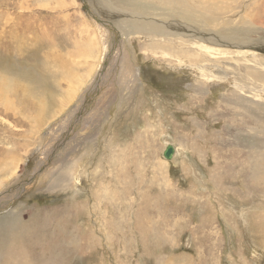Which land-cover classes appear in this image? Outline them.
I'll list each match as a JSON object with an SVG mask.
<instances>
[{
  "label": "rangeland",
  "instance_id": "1",
  "mask_svg": "<svg viewBox=\"0 0 264 264\" xmlns=\"http://www.w3.org/2000/svg\"><path fill=\"white\" fill-rule=\"evenodd\" d=\"M28 1L31 7H36V14L26 13L22 18L35 26L42 22L48 25L45 44L35 30L28 33L29 36H17L13 30L14 0H0V17L3 19L0 23V86L5 84L16 103L21 105L6 109L0 102V148L5 149L8 143L5 138L12 140L9 135L13 125L16 124L22 134L29 131L31 125L26 119L28 110L24 106L31 104L30 99L34 96H29L30 93L36 96L38 89H75L78 92L63 111L40 126L17 172L0 188V196H3L0 204V247L9 244L15 230L13 224L30 235L23 241L18 240L13 252H6L10 262L264 264V179L260 182L253 179L254 152L250 151L252 143L254 146L260 143V133L251 134L248 129L251 125L244 118L252 111L251 105L235 109L239 106L235 102L237 96L231 100L229 95L234 90V77H237L232 70L245 74L248 71L246 65H254L255 58H259L257 60L261 63L255 64L264 71V43L247 45L250 54L245 57L239 51L246 48L235 47L233 44L236 43L232 41L216 46L220 51L226 50L217 55L222 60L220 71L213 67L209 58L178 63L177 59L183 58L186 51L193 52L196 48L179 38L176 39L180 46L179 55L163 58V55L154 54L159 51L157 46L163 39L149 37L144 32L131 33L125 38L122 29L128 25L120 21L112 20L109 24L115 23V28H106L105 36L96 33L94 17L100 16L101 11L106 16L112 13V9L103 8L102 0H75L73 22L66 23L65 14L56 13L55 17L61 20L59 23L54 20L52 26L45 13L42 11L40 15L38 10L53 11L52 8H38L37 3L51 2L53 6L55 0ZM64 1L67 6L71 0ZM117 1L129 7L128 0ZM190 1L201 3L200 0ZM230 2L234 5L231 4L228 12L200 14L192 11L190 15L211 23L220 22L228 36L233 34L230 29L236 28L238 32L249 33L246 36L250 38L264 37V0ZM172 8L181 10L180 7ZM239 19L252 24L247 27L244 23V27ZM91 38L98 40L99 52L102 41L112 50L100 64L99 52L96 53V64L95 57L86 58V48L90 45L84 48L81 44L83 39ZM172 43L173 49L178 47ZM204 43L206 48L214 45L207 41ZM52 45L58 51L57 58H51ZM255 55L257 57H253ZM91 60L95 61H92L93 72L88 74ZM134 67L138 68L141 82L138 94H132L130 104L119 111L127 99ZM102 68H105L104 72L100 71ZM206 73L219 74L222 79L209 76L204 79L205 86L198 89L197 81ZM250 76L264 78L261 75ZM70 81H73L71 89L68 88ZM246 83H250L249 78ZM21 88L25 91H12ZM55 121L57 124L48 129ZM150 125L154 127L149 128ZM105 129L107 136L102 139L100 135ZM108 138H111L109 143ZM162 138L180 152L174 164L167 160L166 176L155 170L152 163L154 157L162 154ZM82 148L90 154L84 167L73 175L70 168L67 169L68 161L74 159L72 155L80 153ZM123 157L125 164L122 163ZM140 162L144 164L142 167ZM63 164L64 171L61 170ZM57 171L59 177L53 179L57 181L54 184L50 177ZM68 174L70 180L65 177ZM116 176L123 178L117 179ZM199 176L204 177L202 182L197 180ZM0 178V182L5 179L3 175ZM65 181L69 184L66 185ZM163 181H169V184ZM71 187H78L76 191L79 193L72 192Z\"/></svg>",
  "mask_w": 264,
  "mask_h": 264
},
{
  "label": "bare ground",
  "instance_id": "2",
  "mask_svg": "<svg viewBox=\"0 0 264 264\" xmlns=\"http://www.w3.org/2000/svg\"><path fill=\"white\" fill-rule=\"evenodd\" d=\"M35 1V0H34ZM37 1H41V0H37ZM201 3L199 4H194L193 2H191L190 0H128L127 2L129 3V7H124L123 5H127L126 3H123L121 1H117V0H102V2L100 3L103 8H106L108 10L112 9V13L111 16H106V14H104L103 11H101V8L98 10L101 15H97L94 17V20H96L97 22L101 23L102 25H100L99 23L94 21L95 24V28L98 32L96 33H103L105 32V29L108 28V30H110L111 27H114V24H109L112 20L116 23H119V21L122 24H126L128 26L124 27L122 29V35L125 38H128L130 36L131 33L134 34H140L142 32H144V35L146 33L147 36L152 37V38H160L163 39L162 43H160L157 46V50L159 49V51H156L154 54H160L163 55V58H166L167 56H173L176 57L179 55V51H180V46L179 44L176 42V39L179 38L180 40L184 41L185 43L189 44H194V46H196V48H194L192 51L193 52H185L182 57L183 58H179L177 59L178 63L184 62V61H191V62H195V61H200V60H207L208 58L212 61V65L213 67H215V69H222L221 67V57L217 56L218 54H222L224 51H220L221 49L219 47V45H222L228 41H232L236 44L235 47H244L246 49H244V51H239L241 54V56L245 57L247 54L249 55L250 53L247 51V45H251L252 46L254 44L259 45V43H264V37H260L258 39L255 38H250L246 35H248L249 33H245V32H238L237 30H235L236 28H231L230 30L233 31V34L228 36L225 35V32L227 31L226 28L224 26L220 25L219 23H211L208 20L202 19V18H196L195 16H192L190 14H192V11H195L196 13H200V14H205L208 12H222V11H226L228 12L233 3H231L230 1L232 0H200ZM55 4L53 6H51V2H48L47 4H40L37 3L38 8H52L53 11H47V10H43V9H38L40 10V15H42L43 13H45V18H47V20H50V25L52 26V23L55 21H57L59 23V21L61 20L60 17L56 16L54 14L57 13V15L59 13H63L65 14L66 18V23L68 22H73L71 18H74L73 13L76 11L74 8L75 5V0H71L68 5L66 6L65 1L64 0H55L54 1ZM53 2V3H54ZM145 2L150 3L147 4ZM234 2V1H233ZM236 2V1H235ZM253 2V1H251ZM31 3V2H30ZM14 10H13V15L15 17H13V21L15 22V24H13V30L14 33L17 36H21V37H25V36H29V34H32V32L35 30L36 33H39L40 35L37 36L40 41L42 43H44L45 40L48 39L47 37V31H48V25H46L45 22H42L40 24H37L36 26L32 23L27 22V20L23 19L22 16L24 17L25 15H27L28 13L31 15H35L36 14V7H31L29 4L28 0H14V2H12ZM34 5V3H32ZM251 4V3H250ZM255 4V1H254ZM98 5V4H97ZM107 5V6H106ZM131 5V6H130ZM234 5V4H233ZM36 6V5H35ZM72 6V10L70 9ZM79 6V5H78ZM101 6V7H102ZM99 7V5H98ZM172 7H180L181 10H174ZM234 7V6H233ZM251 7V6H250ZM79 8V7H78ZM170 8V10H169ZM245 10V9H244ZM243 10V11H244ZM252 10V9H251ZM15 11V12H14ZM43 11V13H42ZM105 11V10H104ZM27 13V14H26ZM51 13V16L49 17L48 15ZM108 13V12H107ZM223 13V12H222ZM109 14V13H108ZM78 15V14H77ZM70 16V17H69ZM73 16V17H71ZM79 16V15H78ZM88 16V15H87ZM120 18H118V17ZM40 17V16H39ZM80 17V16H79ZM82 17V16H81ZM83 18V17H82ZM27 19V18H26ZM71 19V20H70ZM75 19V18H74ZM85 19V18H83ZM168 19V20H167ZM240 20V24L244 26V23H246V26L249 27V23H251V21H247L244 19H239ZM0 23H3V19L0 17ZM72 23L68 24L71 25ZM84 24V23H83ZM86 24V23H85ZM92 24V23H91ZM252 24V23H251ZM82 25V24H81ZM118 25V24H117ZM121 25V24H120ZM1 26V25H0ZM41 26L40 29H37L35 27ZM77 26V25H76ZM84 26V25H83ZM124 26V25H123ZM245 27V26H244ZM1 28V27H0ZM94 28V27H93ZM122 28V27H121ZM44 29V31L42 30ZM1 30V29H0ZM29 30V31H28ZM84 30V29H83ZM95 30V29H94ZM43 31V32H42ZM31 32V33H30ZM93 32V31H92ZM110 32V31H109ZM29 33V34H28ZM240 33H242L243 35H240ZM126 36H125V35ZM81 35V34H80ZM106 34H104L105 36ZM109 35V33H108ZM119 35V34H118ZM225 35V36H224ZM102 36V34H101ZM103 36V37H104ZM120 36V35H119ZM95 37V36H94ZM176 37V38H175ZM80 38V36H79ZM112 38V37H111ZM82 39V38H81ZM119 39V38H118ZM84 41H82V46L85 48V46L90 45V47L86 48V52L85 54L87 55L86 58H90V57H95L96 58V62L94 60H91V63L87 70L88 74L93 72V63L95 62L97 64V54L99 52V48H98V43H97V39L96 38H91L90 40L88 39H83ZM112 40V39H111ZM116 40V39H115ZM122 40V39H121ZM127 40V39H126ZM174 40V41H173ZM102 41V40H101ZM108 41V40H107ZM110 41V40H109ZM108 41V42H109ZM211 42L214 43V45H208L206 48V45L204 42ZM111 42V41H110ZM109 42V43H110ZM127 42V41H126ZM174 42L175 46L177 44L178 47H174V49L172 48L171 43ZM256 42V43H254ZM100 43V42H99ZM112 43V42H111ZM121 43V42H120ZM231 43V42H230ZM254 43V44H253ZM45 44V43H44ZM173 44V43H172ZM113 46V45H112ZM209 46H211L214 49H210ZM221 47V46H220ZM127 49V48H126ZM43 49H41L42 51ZM68 51V50H67ZM49 52V51H47ZM112 52V50H110L109 48V44H107L105 41H102L101 43V49H100V57H99V61L98 63L100 64L101 62H103V60L105 59L106 56H108V54ZM127 52V51H126ZM52 53V57L51 58H57L59 57L58 51L54 50V45L50 46V54ZM97 53V54H96ZM239 54V53H238ZM126 55V54H125ZM47 57V56H46ZM50 57V56H49ZM125 57L124 55L122 56ZM253 57H257L256 55ZM120 58V57H119ZM121 59V60H122ZM257 59L259 58H255V61H253L254 65H249L247 64L246 67L248 69V71L243 74L241 72H239L237 69L232 70V73L237 74V77H234V90L231 91V94L229 93V95H231L230 97L231 100L235 97V95L237 96L236 101L237 105L239 106H235V109H242L241 106L242 105H247L250 104L251 105V109L252 111H249L248 115L244 118H246L248 120V122L250 123L249 126L250 128V133L252 134V132H258L260 133V143L257 144V146H254L255 144H251V149L250 151L253 153L252 157V167H253V179L256 182H260L262 179H264V78L261 79H257L254 78L253 76H250V74L252 75H261L262 77L264 76V71L261 70L260 68H258L256 66L255 63H261L259 62ZM262 59V58H261ZM112 60V59H111ZM90 61V60H89ZM94 61V62H92ZM237 61V60H236ZM263 61V60H262ZM65 62V61H63ZM62 62V63H63ZM111 62V61H110ZM61 63V64H62ZM232 63V62H231ZM239 63V62H238ZM245 63V62H244ZM15 64V63H14ZM13 64V65H14ZM64 64V63H63ZM60 65V64H59ZM92 65V66H91ZM106 65H108L106 63ZM16 66V65H15ZM14 66V67H15ZM65 65H63L64 67ZM202 66V65H201ZM17 67V66H16ZM102 67V65H101ZM238 67V66H236ZM235 67V68H236ZM12 68V66H11ZM106 68V67H105ZM105 68L101 69L100 71L104 72ZM66 69V68H65ZM68 69V67H67ZM67 69L65 70V72L67 71ZM110 69V68H109ZM246 69V70H247ZM19 70V69H16ZM73 70V69H72ZM134 70V74H132V82L130 84V86L128 87V95L126 96L127 99L123 105V107L119 110L122 111V109L127 106L129 103V101L132 98V94H138L137 93V89L140 85V80L138 77V73L137 67L133 68ZM64 71V70H63ZM221 71V70H220ZM72 72V71H71ZM226 73V72H225ZM1 74V73H0ZM67 74V72H66ZM75 74V73H73ZM81 75V73H79ZM78 74V75H79ZM102 74V73H101ZM227 74V73H226ZM226 74H224L225 76H227ZM70 75V74H69ZM76 75V74H75ZM27 76V75H26ZM74 76V75H73ZM90 76V75H89ZM99 76V75H98ZM216 77V78H220V80L222 79L221 75H215L213 73L211 74H204L201 75V80L197 81L198 84V89H202L203 83H204V79H208V77ZM76 78V76H74ZM85 77V76H84ZM88 77V76H87ZM94 77V76H93ZM97 77V76H96ZM103 77V76H102ZM240 79H239V78ZM90 78V77H89ZM244 78H249L250 79V83L247 84L246 83V79ZM77 79V78H76ZM244 79V80H243ZM83 80V79H82ZM254 82H253V81ZM80 81V79H79ZM115 81V80H114ZM138 82L137 85L134 86V84ZM85 83V82H84ZM77 84V83H75ZM83 84V82H82ZM79 85V84H77ZM81 85V84H80ZM14 86V84H13ZM17 86V85H16ZM15 86V87H16ZM71 86H73V81H70L68 83V88L71 89ZM137 86V88H136ZM142 86V85H141ZM144 86V85H143ZM14 87V88H15ZM20 87V86H19ZM17 87V88H19ZM75 88V87H74ZM144 88V87H143ZM22 89V88H21ZM58 89V87H57ZM247 89V90H245ZM27 90V89H26ZM13 92L16 91H25L24 89L22 90H12ZM86 91V90H85ZM194 91V90H193ZM199 91H203V90H199ZM64 92V95H63ZM78 92V90H41L38 89L36 90V96L33 93H30L29 96H34L33 99H30V105H28L27 103L25 104V109L28 110V116H26V119H28V121H30V127H29V133L27 132V130H25L23 132V134L18 130L19 127L15 124L13 125L14 129L12 130L11 134L9 135V137H12V140L7 137L5 135V140H7V144L5 146V149L0 148V175H3L5 179H3L0 182V188L5 185L3 184L4 181H9V179H12L11 177L17 172L18 168L20 167V162H23V157L25 156L26 153H28L31 149L32 143L35 139V134L37 132V130L40 128V126H42L48 119L52 118L53 116L59 114L61 111H63V109L65 108V106L75 97L76 93ZM142 92V91H141ZM87 93V92H86ZM196 93V92H195ZM63 96H60V95ZM113 94V93H112ZM111 94V95H112ZM135 94V95H136ZM201 94V93H200ZM135 95L132 99V101L135 98ZM197 95V94H196ZM199 95V94H198ZM60 96V98L57 100V98ZM77 96V95H76ZM89 96V95H88ZM115 96V94H114ZM138 96V95H137ZM31 98V97H29ZM246 98V99H244ZM124 99V97H123ZM57 100V101H56ZM136 100V99H135ZM0 102L2 104V106H4L6 109L7 108H14V107H18L16 103V99L13 97L12 93L9 91V89L5 86V84H3V86H0ZM19 102V101H18ZM138 102V100H137ZM134 103H136V101H134ZM0 104V106H1ZM21 104L24 105L21 101ZM138 104V103H137ZM20 105V103L18 104ZM136 105V104H135ZM236 105V104H234ZM21 106V105H20ZM23 107V106H22ZM53 107V109L51 108ZM130 107V106H129ZM133 107V106H132ZM233 107V106H232ZM1 109V108H0ZM130 109V108H128ZM133 109V108H132ZM47 110H50L49 112H47ZM135 110V109H134ZM234 110V109H233ZM131 112V110H130ZM142 112V111H141ZM152 112V111H151ZM254 112V114H253ZM118 113V112H117ZM148 113V112H147ZM119 114V113H118ZM121 114V113H120ZM123 114V113H122ZM142 114V113H141ZM8 116V115H5ZM143 116V114H142ZM25 117V116H24ZM19 118V117H17ZM149 118V117H147ZM62 119V117H61ZM155 119V118H154ZM15 120V119H14ZM23 120H25L23 118ZM116 121V117L114 119ZM150 120V118H149ZM152 121V119H151ZM58 122V121H57ZM56 123L53 122L51 123L50 127L48 129H52L53 125ZM158 123V122H157ZM18 124V123H17ZM57 124V123H56ZM115 124V123H114ZM243 124V123H242ZM117 125V124H116ZM128 125V124H127ZM115 126V125H114ZM113 126V127H114ZM134 126V125H133ZM111 127V125H110ZM154 125H150L149 128H153ZM24 128V127H23ZM55 128V126H54ZM26 129V128H25ZM47 129V130H48ZM107 129V128H106ZM104 130L103 133H101V137L102 139H105L107 136V130ZM50 132V131H49ZM137 132V131H136ZM161 133V132H160ZM261 133H263V135L261 136ZM8 136V135H7ZM159 136V135H158ZM161 136V135H160ZM258 136V135H257ZM110 137V136H109ZM165 137V136H164ZM153 138V135H152ZM170 138V137H169ZM115 139V138H113ZM111 138H108V143L110 142ZM142 140V139H141ZM3 141V140H2ZM116 141V140H115ZM135 141V140H134ZM144 141V140H143ZM162 141H164V149L165 146L168 144L166 138H162ZM140 142V141H138ZM148 142V145L150 141H146ZM170 142V141H169ZM107 143V144H108ZM137 143V142H136ZM144 143V142H143ZM131 144V143H130ZM146 144V143H144ZM4 145V144H3ZM109 145V144H108ZM106 145V146H108ZM120 145V144H119ZM110 146V145H109ZM103 147V146H102ZM121 147V146H120ZM132 147V146H131ZM136 147V146H135ZM175 147V145H174ZM177 147V146H176ZM249 147V148H250ZM86 148V147H85ZM98 148V147H97ZM110 148V147H109ZM122 148V147H121ZM140 148V147H139ZM92 149V148H91ZM106 149V148H105ZM119 149V148H118ZM127 149V148H126ZM163 149V150H164ZM84 148L81 149L80 153L78 152L77 154H74L72 156H74V159L71 158L68 161L69 164V171L70 173H72L73 175L78 174L77 172L80 171V169L82 167H84L85 164V160L88 158L86 152L87 151H83ZM98 150V149H97ZM135 150V149H134ZM140 150V149H138ZM163 150H162V154L161 156H157L156 158L154 157L152 160L154 163V169L157 170L159 173H161L163 176H166V167L168 166V159H166L163 156ZM83 151V153H82ZM101 151V150H99ZM129 151V150H128ZM90 152V151H89ZM137 152V151H136ZM140 152V151H139ZM82 153V154H81ZM109 153V152H108ZM114 153V152H113ZM123 156L125 157V153L124 151H122ZM134 153V152H133ZM250 153V152H249ZM112 154V153H111ZM137 154V153H136ZM157 154V153H156ZM251 154V153H250ZM101 156H103L102 154H100ZM180 155L179 150L176 148H174L173 154H172V158L170 159V162H172L173 164L178 160V157ZM100 156V157H101ZM93 157V156H92ZM122 160V163L125 164L124 162H126V160ZM96 158V157H95ZM117 158V157H116ZM100 159V158H99ZM134 159V158H133ZM180 159V158H179ZM94 160V159H93ZM98 160V159H97ZM101 160V159H100ZM112 160V159H111ZM89 161V160H88ZM107 161V160H106ZM132 161V160H131ZM137 161V159H136ZM185 161V160H184ZM191 161V160H190ZM193 161V160H192ZM251 161V160H250ZM92 162V161H91ZM98 162V161H97ZM112 162V161H111ZM114 162V161H113ZM112 162V163H113ZM134 162V161H133ZM139 162V161H138ZM186 162V161H185ZM99 163V162H98ZM97 163V164H98ZM178 163V162H177ZM189 163V162H188ZM187 163V164H188ZM192 163V162H191ZM189 163V164H191ZM90 164V162H89ZM127 164V163H126ZM135 164V162H134ZM137 164V163H136ZM121 165V162H120ZM143 162L139 163V166H143ZM194 165V164H193ZM192 165V166H193ZM65 166V164L62 165L61 170L64 171V169H62ZM100 166V164L98 165ZM119 166V165H118ZM138 166V165H136ZM111 167V166H108ZM101 168V167H100ZM196 168V165H195ZM194 168V170H195ZM85 169V168H84ZM94 169V168H93ZM104 169V168H103ZM115 169V168H114ZM183 170V169H182ZM60 171V170H59ZM59 171H57L55 174L51 175L50 180L53 181V179H57V177H59ZM62 171V172H63ZM123 171V170H122ZM121 171V172H122ZM51 172V170H50ZM53 172V171H52ZM61 172V173H62ZM109 172V171H108ZM124 172V171H123ZM122 172V173H123ZM154 172V171H153ZM189 172V171H188ZM197 172V171H195ZM125 173V172H124ZM200 173V172H199ZM48 174V172H47ZM190 174V173H189ZM198 174V173H197ZM50 175V174H49ZM61 175V174H60ZM64 175V174H62ZM69 175V174H68ZM84 175V174H83ZM119 175V174H118ZM124 175V174H123ZM199 175V174H198ZM43 176H46V173L43 174ZM57 176V177H56ZM155 176V175H154ZM66 178L70 177L69 176H65ZM77 176H75L76 178ZM119 178V176H116V178ZM127 177V176H125ZM64 178V176L62 177ZM117 178V179H118ZM121 178V177H120ZM119 178V179H120ZM123 178V177H122ZM121 178V179H122ZM194 178V177H193ZM196 178V177H195ZM204 177L203 176H199V178L197 179L199 182H202V179ZM1 179V178H0ZM55 179V180H56ZM61 179V178H60ZM69 179V178H68ZM71 179V178H70ZM69 179V180H70ZM125 179V178H124ZM123 179V180H124ZM207 179V178H206ZM48 180V179H47ZM54 180V181H55ZM59 180V179H58ZM65 180V178L63 179ZM66 180V181H69ZM160 180V179H159ZM53 181V182H54ZM61 181V180H59ZM65 181V184L67 183ZM100 181V180H99ZM121 181V180H120ZM140 181V180H139ZM138 181V182H139ZM57 182V181H55ZM54 182V184H55ZM72 182V180H71ZM74 182V181H73ZM76 182V181H75ZM126 182V180L124 181ZM207 182V181H205ZM61 183V182H60ZM95 183V182H94ZM99 183V182H98ZM122 182H120L121 184ZM162 183V182H161ZM163 183L165 184H169V181L166 183L163 181ZM262 183V182H261ZM52 184V182H51ZM59 184V183H58ZM69 184V183H67ZM66 184V185H67ZM124 184V183H123ZM171 184V183H170ZM206 184V183H205ZM39 185V184H38ZM62 185V184H60ZM64 185V184H63ZM62 185V186H63ZM73 185V184H72ZM54 186V185H53ZM60 186V187H62ZM65 186V185H64ZM99 186V185H98ZM160 186V185H159ZM163 186V185H162ZM55 187V186H54ZM59 187V185H58ZM68 188V186H65ZM166 187V186H165ZM53 188V187H52ZM102 188V187H101ZM66 189V188H65ZM70 189V188H69ZM77 188L71 187V191L72 192H77L76 190ZM99 189V187H98ZM112 191V190H109ZM108 191V192H109ZM98 192V191H97ZM101 192V191H100ZM113 192V191H112ZM111 192V193H112ZM79 193V192H77ZM76 194V193H75ZM98 194V193H97ZM114 194H117L116 192ZM77 195V194H76ZM107 195V193H106ZM110 195V194H109ZM74 196V194H73ZM101 196V195H100ZM99 196V197H100ZM103 196V194H102ZM108 196V195H107ZM3 196H0V204H2V198ZM96 197H98L96 195ZM106 197V196H105ZM104 197V198H105ZM112 198V197H111ZM99 203V201H98ZM2 206V205H1ZM78 208V207H77ZM13 228H15L14 232H13V236L9 238V244L4 245V248L0 247V264H13L12 262H10V258L7 257V253L6 252H13L12 249H16L17 248V244H18V240L19 241H23L26 238H29V232L25 231L24 229H21L16 226V225H12ZM227 227V226H226ZM229 227V226H228ZM11 228V227H10ZM13 231V230H12ZM226 231V230H225ZM229 231V230H227ZM226 233V232H225ZM9 234H12L9 233ZM230 235V234H229ZM7 243V242H6ZM3 245V244H2ZM12 250V251H11Z\"/></svg>",
  "mask_w": 264,
  "mask_h": 264
},
{
  "label": "water",
  "instance_id": "3",
  "mask_svg": "<svg viewBox=\"0 0 264 264\" xmlns=\"http://www.w3.org/2000/svg\"><path fill=\"white\" fill-rule=\"evenodd\" d=\"M174 146L170 143H168L166 146H165V149L163 150V156L170 160L172 158V154H173V151H174Z\"/></svg>",
  "mask_w": 264,
  "mask_h": 264
}]
</instances>
